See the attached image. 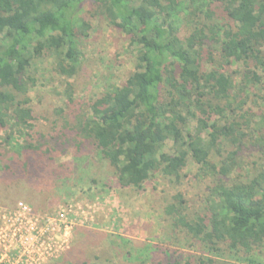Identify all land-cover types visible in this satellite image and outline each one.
<instances>
[{"label":"trees","instance_id":"16d2710c","mask_svg":"<svg viewBox=\"0 0 264 264\" xmlns=\"http://www.w3.org/2000/svg\"><path fill=\"white\" fill-rule=\"evenodd\" d=\"M85 5L97 6L128 37L133 60L121 84L107 85L76 110L68 81L83 57ZM40 61L61 80L55 113L62 137L76 141L77 154L92 147V156L74 160L110 169L120 188L135 190L146 180L177 182L192 167L205 188L203 208L188 212L176 194L163 215L200 247L198 264L262 245L264 0H0V128L7 119L18 127L34 120L33 92L45 76H36ZM236 64V77L222 74ZM248 143L252 164L239 161ZM41 148L27 146L23 161L13 155L0 163V201H9L1 208L12 210L53 178Z\"/></svg>","mask_w":264,"mask_h":264},{"label":"rangeland","instance_id":"374dc122","mask_svg":"<svg viewBox=\"0 0 264 264\" xmlns=\"http://www.w3.org/2000/svg\"><path fill=\"white\" fill-rule=\"evenodd\" d=\"M80 20L89 29L87 37L80 40L83 57L78 73L68 81L73 87L76 110L107 85L121 84L132 70L133 60L128 37L108 24L97 6L85 5ZM216 48L210 45L212 51ZM49 64L40 61L36 65L35 72L39 73L36 76L42 74V70L45 76L41 80L43 88L38 86L33 92L34 120L25 127H18L7 119V125L0 128V155H3L0 163L13 155L23 161L27 153L25 147H42L39 155L50 161L43 168L53 171L52 179H43L33 192L20 200L30 210V215L35 216L28 218L29 223H35L38 228L48 226L42 243L57 251L54 258L40 259V264H70L74 260L96 261L97 264H198L200 247L193 245L182 230L172 227L170 218L163 215L164 208L173 202L176 194H180L188 212L203 208L205 188L193 178L192 167L183 171L177 182L160 178L159 183L146 180L135 190L120 188L110 169L95 168L88 160L84 164L74 160L75 156L87 159L85 156H92L93 150L85 147L77 154L76 141L62 137L60 119L55 113L61 108V80L49 73ZM238 68V64L232 65L222 74L236 77ZM245 145L239 152V161L252 164L255 154L249 143ZM29 165L32 166V161ZM1 201L9 203L2 196ZM65 206L69 212H65ZM1 220L0 217V225ZM81 245L83 251L77 252ZM59 246H64L61 253ZM219 247L224 251V246ZM37 253L41 256L43 247H39ZM14 256L15 252L9 254L10 258ZM94 257L97 260H93ZM218 261L217 264H264V241L249 254L242 251L233 259L228 253H222Z\"/></svg>","mask_w":264,"mask_h":264},{"label":"built area","instance_id":"2783aa9c","mask_svg":"<svg viewBox=\"0 0 264 264\" xmlns=\"http://www.w3.org/2000/svg\"><path fill=\"white\" fill-rule=\"evenodd\" d=\"M64 210L69 212L66 206ZM0 213L2 218L0 225V251H2L0 264H31V262L40 264L42 258L46 260L54 258L56 249L52 251L51 247H46L41 241L48 226L38 228L35 223H29L28 218L35 216L30 215V210L23 203H18L12 210L0 208ZM68 226L65 225V228ZM31 237H34L35 240ZM39 247H43L44 250L41 256H38L37 253ZM58 248H62L60 253L63 252L64 246ZM13 252L16 253V256L10 258L9 254Z\"/></svg>","mask_w":264,"mask_h":264}]
</instances>
